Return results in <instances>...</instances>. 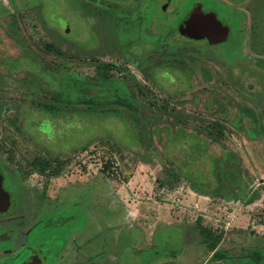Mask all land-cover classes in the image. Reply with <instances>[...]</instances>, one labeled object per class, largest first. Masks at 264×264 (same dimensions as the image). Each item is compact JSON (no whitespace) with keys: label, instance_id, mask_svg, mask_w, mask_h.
Returning a JSON list of instances; mask_svg holds the SVG:
<instances>
[{"label":"rangeland","instance_id":"1","mask_svg":"<svg viewBox=\"0 0 264 264\" xmlns=\"http://www.w3.org/2000/svg\"><path fill=\"white\" fill-rule=\"evenodd\" d=\"M143 1L25 0L19 5L30 8L27 19L14 24L8 23L11 4L3 1L0 158L7 162L12 145L10 166L18 178V170L26 169L27 183L43 185L50 198L94 205L95 233L104 224L111 233H124L130 264L142 248L190 238L198 218L204 226L235 233L237 244L264 248V66L244 46L242 19L218 11L237 39L231 33L226 43L208 45L192 36L186 43L173 24L148 34L158 0L141 9ZM173 2L169 12H160L165 18L187 12L192 0ZM47 43L56 52L44 48ZM175 55L187 56L185 63L157 66L172 65ZM203 66L255 70L254 77L240 78L242 86L253 80L255 90L239 88L240 99L224 89L211 91L203 83ZM212 95L226 109L205 101ZM43 102L60 105L59 118ZM204 105L222 117L235 114L221 123L224 141L211 134L218 132L215 116ZM247 105L261 117L259 124L243 111ZM137 142L139 148L132 146ZM37 158H57L62 172L34 169Z\"/></svg>","mask_w":264,"mask_h":264},{"label":"flooded vegetation","instance_id":"2","mask_svg":"<svg viewBox=\"0 0 264 264\" xmlns=\"http://www.w3.org/2000/svg\"><path fill=\"white\" fill-rule=\"evenodd\" d=\"M3 1L0 0V8ZM6 1L12 7L8 23L14 24L15 20L22 23L21 17L27 19V11L30 8L20 7L26 5L25 0ZM173 1H157L152 26L146 29L148 34L157 35L165 30L163 26L169 27L173 24L174 34L182 37L183 41L190 39L179 32L178 28L194 6L201 4L205 13L214 12L221 21L224 19L222 20L218 11L230 18L238 15L242 19L239 29L244 30L245 48L251 53V57L259 61L258 65L264 66V0H192L187 12L180 16L165 18L160 12H169L173 8L169 9V6L174 4ZM215 5L221 9L217 10L214 8ZM228 26L234 36L233 39H237L231 25ZM198 37L210 45L208 37L199 35ZM188 58V61H194L189 55ZM189 63L191 66L192 63ZM201 73L206 88L216 92L224 89L227 94H231L232 99L233 97L240 99L236 96L239 88L248 93L251 92L249 90H255V86L252 85L254 81L251 79L244 86L240 85V78L247 75L254 77L255 70L232 69L229 72H221L217 66L211 71L203 66ZM259 73L264 74V71L259 70ZM262 88L264 89L261 86ZM217 98L212 95L205 101L208 103L212 101L213 104L215 102L221 107ZM225 102L229 103V100ZM222 107L226 109V105ZM229 108L231 109L230 105ZM204 109L213 112L215 116L213 120L217 123L232 120L229 117L235 115L233 113L232 116L222 117L218 115L217 108L209 109L207 105H204ZM253 110L257 113L255 109ZM243 111L245 112L244 108ZM257 115L259 116L258 113ZM251 119L253 120L252 117ZM2 143L4 144V140H0V154L4 155L2 152L5 153V148ZM11 148L8 151L10 156L7 162L0 158V264H130L128 259L131 255L127 247L129 241L124 233H111L110 230H105L103 221L110 222L103 217L101 220L104 225L99 230L102 233H95L94 205L88 204L86 208L83 201L79 204L80 199H77V204L74 200L50 198L47 189L43 190V185L36 187L27 183L30 171L26 169L18 170L19 174H23L18 178L10 166L14 162L15 147L11 145ZM234 235L235 233H199L194 230L190 233L191 237L183 239L181 244L160 246L155 243L149 248H142L141 252L136 251L135 264H264V248L237 244L235 243L237 240L233 239Z\"/></svg>","mask_w":264,"mask_h":264},{"label":"trees","instance_id":"3","mask_svg":"<svg viewBox=\"0 0 264 264\" xmlns=\"http://www.w3.org/2000/svg\"><path fill=\"white\" fill-rule=\"evenodd\" d=\"M147 1V0H146ZM146 1H143V3L141 4V9H142V7L145 5L144 3L146 2ZM149 1V0H148ZM140 9V10H141ZM139 10V11H140ZM138 14L139 13H136L135 15H127V18L129 19V18H135L136 16H138ZM162 21L163 20H161V22H160V24L162 23ZM164 24V23H163ZM162 24H161V26H160V29L162 30ZM44 48H46L48 51H52L53 50V44L52 43H47V44H44ZM54 52H56V49L54 48ZM172 55H168V57H171ZM182 57H180V56H177V55H175L174 56V62L172 63V65H171V63H169V62H161V63H159L157 66H163V65H166L167 67L168 66H174V65H177V64H179V63H185L184 61V59H187V56H183V58L181 59ZM31 60V59H30ZM32 61V60H31ZM37 62V61H36ZM39 63V62H38ZM173 68H177L176 66H174ZM181 69H186V67L184 68V67H181ZM44 70V69H43ZM52 77V76H51ZM225 105V104H224ZM125 106V105H124ZM33 108V107H32ZM31 108V109H32ZM62 109V107L60 106V105H57V104H54V103H45V102H43V109H45L46 111H48L53 117H58V116H60L61 115V113H57V111L59 110V109ZM244 109H245V112H248V114H250L251 115V117L253 118V121H254V123L255 124H259V116L257 115V113L252 109V108H250V107H247V106H244L243 107ZM30 109V108H29ZM67 109V107H65L63 110H66ZM116 113H118V117H120L119 118V120H124L125 118L124 117H122V115H121V113L117 110L116 111ZM59 118V117H58ZM138 118L139 119H142L143 118V114H139L138 115ZM125 123V122H124ZM15 125V124H14ZM214 125H216L215 127H213V129L215 128V130H217L218 132H217V134H214V132L213 133H211V134H213L214 136H215V138L219 141V142H221V141H224V138H225V134H224V128H223V125L221 124V123H215ZM125 126H126V128H127V131L128 132H130V130L132 129L131 128V125L128 123H125ZM24 127V125L22 124V126L20 127V126H17V125H15V128H17V129H22ZM123 128H124V126H123ZM214 130V131H215ZM168 141L169 142H171V141H174V139L172 138V137H169L168 138ZM136 143H134V145L132 144V146H135L136 148H139V143L137 142V145H135ZM131 146V147H132ZM186 150H188V145L186 146V148H181V151L183 152V154L186 152ZM63 165H64V163L63 162H59L58 160H57V158H55V159H53V161L51 162L49 159H45V158H37L36 159V162L33 164V166H35V168L36 169H38V170H41V171H43V173L46 171V170H50V172H51V174L50 175H59L61 172H62V167H63ZM208 182H210V181H208ZM208 187V186H207ZM204 188H206V187H204ZM195 230L197 231V232H199V233H222L221 231H218V230H214V229H212L211 227H208V226H204V224H203V219L202 218H198L197 220H196V223H195Z\"/></svg>","mask_w":264,"mask_h":264},{"label":"water","instance_id":"4","mask_svg":"<svg viewBox=\"0 0 264 264\" xmlns=\"http://www.w3.org/2000/svg\"><path fill=\"white\" fill-rule=\"evenodd\" d=\"M166 10V6L164 7ZM185 36H206L210 45L226 43L231 36L230 28L214 12L205 13L201 4L185 16L178 28Z\"/></svg>","mask_w":264,"mask_h":264}]
</instances>
